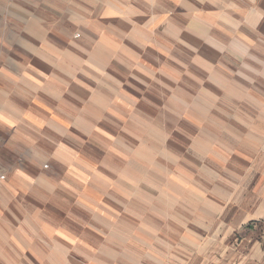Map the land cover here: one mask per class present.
Instances as JSON below:
<instances>
[{
  "label": "rangeland",
  "instance_id": "1",
  "mask_svg": "<svg viewBox=\"0 0 264 264\" xmlns=\"http://www.w3.org/2000/svg\"><path fill=\"white\" fill-rule=\"evenodd\" d=\"M0 172V264H233L264 0H0Z\"/></svg>",
  "mask_w": 264,
  "mask_h": 264
},
{
  "label": "crops",
  "instance_id": "2",
  "mask_svg": "<svg viewBox=\"0 0 264 264\" xmlns=\"http://www.w3.org/2000/svg\"><path fill=\"white\" fill-rule=\"evenodd\" d=\"M1 173V172H0ZM0 183V190H1ZM255 215H250V218ZM256 220H261L260 228L255 226L250 229L234 228V232L239 233L233 246V264H264V216H255ZM254 220V218L249 221Z\"/></svg>",
  "mask_w": 264,
  "mask_h": 264
},
{
  "label": "built area",
  "instance_id": "3",
  "mask_svg": "<svg viewBox=\"0 0 264 264\" xmlns=\"http://www.w3.org/2000/svg\"><path fill=\"white\" fill-rule=\"evenodd\" d=\"M5 180V175L0 173V183H2Z\"/></svg>",
  "mask_w": 264,
  "mask_h": 264
}]
</instances>
